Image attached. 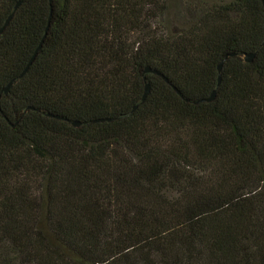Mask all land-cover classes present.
Returning <instances> with one entry per match:
<instances>
[{
  "label": "trees",
  "instance_id": "trees-1",
  "mask_svg": "<svg viewBox=\"0 0 264 264\" xmlns=\"http://www.w3.org/2000/svg\"><path fill=\"white\" fill-rule=\"evenodd\" d=\"M17 1L0 264H264L263 0Z\"/></svg>",
  "mask_w": 264,
  "mask_h": 264
},
{
  "label": "water",
  "instance_id": "water-1",
  "mask_svg": "<svg viewBox=\"0 0 264 264\" xmlns=\"http://www.w3.org/2000/svg\"><path fill=\"white\" fill-rule=\"evenodd\" d=\"M20 2H21V0H19V1H17V2L15 3V5H14V9H13V10H15V9L17 8V6L20 4ZM263 3H264V0H263ZM11 16H12V13L9 14L8 17L5 19V21L3 22L2 26L0 27V32H1V31L3 30V28L8 24V22H9ZM46 29H47V27H46ZM40 46H41V42L38 44V46L36 47L34 53L32 54L31 58L29 59L28 63L26 64V66L24 67V69L21 71V73H20V75H19L20 77L23 76V75L26 73V71H27L29 65H30L31 62H32V59L34 58V56H35V54L37 53V51H38V49L40 48ZM230 55H232V53H231ZM253 56H254V53H253V52H251V53H246V54L244 55V60H245L246 62H251L252 59H253ZM221 67H222V62H220V63L217 65V70H218V73H219V74H218V78H217V84L220 83V79H221V77H220V70H221ZM145 72H155V73H157L155 70H152V69H149V68H146V69H145ZM10 85H11V81H10V82H9L4 88H3V91H4L5 93L8 91ZM148 92H149V84H148V83H145V86H144V92H143V95H142L141 100H144V98L146 97V95H147ZM214 97H215V90H213V91L210 93V95H209L208 97H206V98H204V99H202V100H199V101H207V102H208V101L213 100ZM199 101H198V102H199ZM107 119H108V118H107ZM72 124H73V125H78L79 122H77V121H73Z\"/></svg>",
  "mask_w": 264,
  "mask_h": 264
}]
</instances>
